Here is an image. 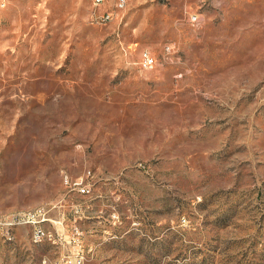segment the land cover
<instances>
[{
	"label": "rangeland",
	"instance_id": "374dc122",
	"mask_svg": "<svg viewBox=\"0 0 264 264\" xmlns=\"http://www.w3.org/2000/svg\"><path fill=\"white\" fill-rule=\"evenodd\" d=\"M4 3L0 264H264V0Z\"/></svg>",
	"mask_w": 264,
	"mask_h": 264
},
{
	"label": "built area",
	"instance_id": "2783aa9c",
	"mask_svg": "<svg viewBox=\"0 0 264 264\" xmlns=\"http://www.w3.org/2000/svg\"><path fill=\"white\" fill-rule=\"evenodd\" d=\"M4 1L5 0H3V4L5 5ZM93 1L96 5H99L106 2L107 0H93ZM116 5L119 8H124L127 5V0H116ZM103 17L104 19H111L112 12L106 11ZM142 54H143L144 65L148 68L154 67L156 61H155V57L151 54V52L145 50ZM74 184L75 186H77L78 190L81 193H88L90 191V189L87 186L82 185V180L74 181ZM34 217L35 215L31 216L26 212H19L13 216V220L11 224H17L21 222L40 223L42 220H44V218L42 220H38ZM51 236L52 234L46 231V229L41 224H37L32 234V240L36 241L39 240V238H48ZM52 261L53 264H85L86 256H85L84 248L79 247L74 253V255H63L59 259H54Z\"/></svg>",
	"mask_w": 264,
	"mask_h": 264
},
{
	"label": "bare ground",
	"instance_id": "6f19581e",
	"mask_svg": "<svg viewBox=\"0 0 264 264\" xmlns=\"http://www.w3.org/2000/svg\"><path fill=\"white\" fill-rule=\"evenodd\" d=\"M3 1V0H2ZM43 239H45V238H39V240H36L35 242H41ZM46 261V260H45ZM52 264H53V262H52Z\"/></svg>",
	"mask_w": 264,
	"mask_h": 264
}]
</instances>
